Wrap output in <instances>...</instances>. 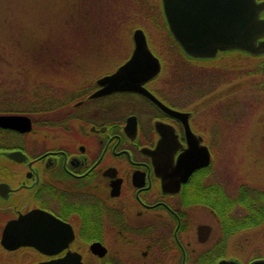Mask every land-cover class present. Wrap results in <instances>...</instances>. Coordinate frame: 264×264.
<instances>
[{
    "label": "flooded vegetation",
    "instance_id": "1",
    "mask_svg": "<svg viewBox=\"0 0 264 264\" xmlns=\"http://www.w3.org/2000/svg\"><path fill=\"white\" fill-rule=\"evenodd\" d=\"M129 1L157 4L163 19L161 0ZM130 39L119 61L109 47L111 69L29 115L28 131L0 126V264H264V175L245 166L228 187L212 151L223 137L208 135L207 82L188 76L160 88V62L141 86L179 114L136 90L90 96L130 56ZM189 138L209 162L181 179ZM253 162L264 165V156ZM10 220L32 236H3Z\"/></svg>",
    "mask_w": 264,
    "mask_h": 264
},
{
    "label": "rangeland",
    "instance_id": "2",
    "mask_svg": "<svg viewBox=\"0 0 264 264\" xmlns=\"http://www.w3.org/2000/svg\"><path fill=\"white\" fill-rule=\"evenodd\" d=\"M158 10L157 4L129 0H0V75L3 79L17 76L27 96L32 86L41 89V95L51 94V89L65 91L71 88L69 75L75 73L78 77L82 72L58 67L63 64V54L75 57L74 62L80 64L93 61L95 67L87 73L106 72L111 69L105 61L109 47L117 51L116 60H121L131 49L133 29L140 27L150 50L161 62L157 80L160 88L165 82L171 84L177 78L185 81L188 76L199 79L200 84L207 82L210 96L204 103L210 114L208 135L212 138L220 132L223 137L220 146L212 144V151L228 187H235L241 175L237 169L245 166L254 172L256 166L258 174L264 175V165L253 162L255 153L264 156V85L259 86L264 73L255 71L264 54L227 51L206 60L186 57L169 36ZM83 36L87 37L86 44ZM70 39L73 43L62 44ZM40 43L53 48L51 54L57 58L39 61ZM100 59L104 62H94ZM223 77L224 81L219 82ZM55 81L60 84L54 86ZM221 87L224 90L219 91ZM251 178L247 174V181Z\"/></svg>",
    "mask_w": 264,
    "mask_h": 264
},
{
    "label": "water",
    "instance_id": "3",
    "mask_svg": "<svg viewBox=\"0 0 264 264\" xmlns=\"http://www.w3.org/2000/svg\"><path fill=\"white\" fill-rule=\"evenodd\" d=\"M167 28L182 51L194 58H211L219 51L241 50L251 55L264 52V0H161ZM133 49L125 62L113 72L96 79L100 87L90 96L96 97L114 91L136 90L143 92L162 108L172 114H179L167 108L150 92L141 86L160 70L159 59L148 47L141 28L132 32ZM0 126L19 131L31 128L29 116L23 114H0ZM187 131L188 128H187ZM188 134V132H187ZM189 135H192L189 131ZM156 155L163 150L159 145ZM13 155L14 152H9ZM162 155V154H161ZM178 162L187 170L181 174L184 179L196 166L209 162V151L205 146L196 145L189 138V146L178 157ZM3 236H32V232L10 220L6 223ZM19 241V244H25ZM37 264H59L58 260Z\"/></svg>",
    "mask_w": 264,
    "mask_h": 264
},
{
    "label": "trees",
    "instance_id": "4",
    "mask_svg": "<svg viewBox=\"0 0 264 264\" xmlns=\"http://www.w3.org/2000/svg\"><path fill=\"white\" fill-rule=\"evenodd\" d=\"M79 23V22H78ZM80 25V23H79ZM80 28V27H79ZM81 37L80 35H78ZM84 37V44L87 43V37ZM37 43V42H36ZM70 43H73L72 40L68 41H62L63 45H68ZM38 52L40 54L39 61L46 62V61H53L57 57L54 56V54H51V50H54L49 45L45 44H39L38 45ZM103 49V48H102ZM105 49V47H104ZM82 50L76 51L77 53H80ZM84 51V50H83ZM82 51V52H83ZM75 57H72L71 55L65 53L61 56L60 60L63 62V64H59L61 68H66L71 70L70 68L78 69V71H81L78 77H76L75 73L70 74L69 76V85L76 84L78 85L81 80L84 78L92 77L91 73H87L88 71H93L92 67H95L92 62L89 64H80L82 62H74ZM3 60L2 55H0V61ZM68 61L71 63L69 64ZM69 64V65H68ZM71 64H75L74 66H71ZM1 68V63H0ZM255 71L258 72V74L264 73V59L261 60L259 63L257 62V65L255 66ZM57 73V72H56ZM91 74V75H89ZM17 76H13L12 79H3L4 77L0 75V113H9V112H18V113H26L32 116H41L45 110L50 109L54 103L59 102L63 100L64 98L68 97L69 94H72L76 92L73 88H68L64 91V89H61L59 92L56 90H50L48 88V92H52L51 94H42L41 95V89L32 86L30 89L31 95H26V89L23 87H20V83L17 82L16 79ZM60 84L59 81L53 82L54 86H57ZM264 85V77L261 78L259 86ZM50 90V91H49ZM64 91V93L62 92ZM67 95V96H66ZM66 96V97H64Z\"/></svg>",
    "mask_w": 264,
    "mask_h": 264
}]
</instances>
